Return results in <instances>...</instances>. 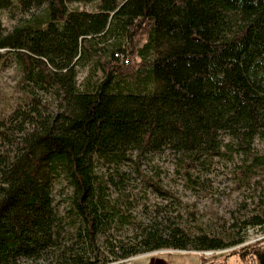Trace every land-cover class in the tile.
<instances>
[{"label":"trees","instance_id":"1","mask_svg":"<svg viewBox=\"0 0 264 264\" xmlns=\"http://www.w3.org/2000/svg\"><path fill=\"white\" fill-rule=\"evenodd\" d=\"M14 1L0 0V12L23 14L10 30L0 23V61L11 55L30 88L23 109L0 120V264H106L243 243L161 231L111 204L113 181L95 170L168 152L193 188L190 173L214 157L239 158L243 185L264 173V0H99L96 11L69 6L90 0ZM57 179L70 188L64 214ZM223 255L217 264H264V239Z\"/></svg>","mask_w":264,"mask_h":264},{"label":"rangeland","instance_id":"2","mask_svg":"<svg viewBox=\"0 0 264 264\" xmlns=\"http://www.w3.org/2000/svg\"><path fill=\"white\" fill-rule=\"evenodd\" d=\"M98 1L70 3L69 6L96 11ZM14 2L16 5L17 1ZM37 12V9H31L25 16ZM22 15L17 6L2 10L0 23L5 30H10ZM85 74L84 69L79 74V81ZM29 88L22 83L21 73L12 56H5L0 61V120L7 121L15 110L23 109L27 102L25 93ZM47 101L51 103L49 99ZM255 148L261 151V144L256 142ZM0 152L3 153L2 150ZM131 158L132 161L116 169L100 163L96 165L97 176L113 181L107 185L111 204L120 206L125 213L151 223L161 231L169 226H179L193 234L202 230L209 236L215 235L228 242L242 238L243 243L223 251L200 252L199 255L191 249L186 252L160 250L106 264H217L222 261L223 254L264 239V222L259 226L251 224L252 217L261 215L264 218L263 172L258 173L249 184L243 185L236 173L239 158L214 157L205 167H198L190 173L191 179L197 184L193 188L180 161L168 152L148 155L140 160L133 154ZM152 181L170 192L174 200L160 196L152 188ZM52 193L59 213L64 214L65 201L70 194L66 181L57 179ZM134 228V225L127 226L124 232L117 233V237L130 235ZM50 263L51 256L37 261H22V264Z\"/></svg>","mask_w":264,"mask_h":264}]
</instances>
